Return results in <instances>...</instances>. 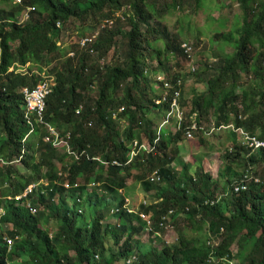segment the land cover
Segmentation results:
<instances>
[{
  "label": "trees",
  "instance_id": "1",
  "mask_svg": "<svg viewBox=\"0 0 264 264\" xmlns=\"http://www.w3.org/2000/svg\"><path fill=\"white\" fill-rule=\"evenodd\" d=\"M21 1V4H14L13 0H0L1 4L9 8V11H0V160L18 158L22 140L26 137V152L22 160L35 170V174L15 175L16 170L11 165L0 166V207L5 210L1 221L14 224L20 235L11 251H8L0 236V264H6V260L17 264H116L127 258L133 249V235L145 229L137 213L123 211L125 200L119 199V191L126 189L125 177L120 176V172L126 170V176H130V170L133 169L140 172L137 177L143 185L142 190L155 192L151 203L141 208V212L152 213L155 232L164 229L160 221L173 210L168 216V226L173 219L183 216L192 225L193 232L200 233L207 228L209 237L221 238L215 246H210L205 238L189 237L182 233L178 236L177 244L164 246L161 250L147 249V254L139 258L138 262L142 261L140 264H228L237 255H233L230 250L233 243L237 244V253L244 254L243 258L248 264H264V251L260 247L264 246V182L261 180L259 185L251 184L249 190L241 191L239 195L222 199L217 196L221 185L224 189L232 188L244 180L248 172L257 176L254 167L264 164V148L250 154L249 149L238 142L236 131L244 129L251 136L259 133V138L264 140V0H218L220 3L216 8H222L221 1H229L241 12V27L236 31V38L231 34L215 36L218 44L222 41V51L228 46L234 52L224 59H217L205 88L201 91L193 89L187 106L183 105L184 96L181 94L182 99L178 100L177 105L183 117L176 123L178 129L173 134L168 130L163 131L164 127L159 126L167 121L172 89L168 90L164 100L160 93L147 98V90L151 87L148 86L145 69L150 70V64L145 63L143 51L146 46L143 33L138 29L139 23H147L152 15L151 6L146 8L147 0ZM182 2L194 3L199 9L207 1L170 0V8H180L184 4ZM127 5L131 9V14L126 15L131 26L127 39V60L120 65H89L92 55L98 54V58H104L110 52L116 43L113 36L120 33V29L116 30L117 26L113 34L103 30L101 38L92 47L82 48L81 54L76 52L74 57L66 60H70V64L65 63L60 69L49 73L52 69L51 65L50 70H47L51 64L49 57L54 54L66 55L59 41L61 31L66 29L69 21L73 18L86 21L90 14H103L107 8L109 11L104 17L112 20L115 10ZM28 8H34L29 11L30 20L19 23L17 17ZM144 39L147 43V38ZM180 45L170 40L166 48L182 56ZM161 56L162 53L156 51L158 60ZM28 64L30 67L24 71L22 66ZM12 65L18 66L11 69ZM33 65H37L41 72L49 73L48 77L53 75L54 84L47 96L43 122L34 121L35 127L27 136L31 125L24 115L26 103L20 90L23 86L32 88L42 79L31 73ZM196 71L193 74L197 81L203 82V72L196 74ZM243 75L252 78V85L242 82ZM166 79L169 81L167 83L174 85L180 78L171 76ZM96 82H99L97 96L85 100L84 105V91ZM143 82L146 83L145 88L141 86ZM123 84L125 90L120 96L117 92L121 91ZM155 84L161 88L162 94V83L155 81ZM155 100H159V103H155ZM80 104L84 105V113H81L82 110L79 112L81 115L77 113ZM147 104L160 112V122L156 128L151 119H147ZM92 114L93 118L90 116ZM211 115L215 118L216 129L233 126V129L227 130L233 147L225 152L226 174L220 173L215 185L212 182L216 180L201 166L194 173L188 168L182 170L177 169V166H164L168 154L166 151L172 147L174 156L169 160L185 167L181 158H178V145L183 137L186 139L187 131H193L195 136L206 133L205 118ZM88 116L90 120L86 121ZM125 119L128 124L121 132L120 124ZM92 120L95 125H91ZM193 123H196L197 128L190 129ZM50 127L59 130L68 139L71 152L59 155L52 146L54 139L49 144L43 142L44 136L54 138ZM67 131H70L68 137ZM142 132L150 142L149 150L140 148L144 145ZM202 143L203 139L200 140ZM38 150L41 151V160L33 161ZM67 157L73 161L62 167L65 170L69 166V185L65 187L62 180H57L63 173L59 176L60 171L53 161L59 159L64 162ZM156 161L161 162V165H157ZM43 164L48 167L45 173L42 172ZM238 168H243L242 173L238 172ZM156 169L160 177L151 180L148 176ZM79 174L84 177L82 184L77 183ZM12 175L17 178L14 180L16 184L2 190L5 182H11ZM44 176L49 177L48 185L40 183L39 191L35 190L36 196H33L34 203L38 202L33 208L44 206V209L31 213L13 198ZM94 183H100L97 190L102 195L97 191L87 194L84 205L90 212V220L86 215L83 218L86 224H77L73 214L75 211L69 208L64 197L77 199L88 184ZM68 188L69 192L65 195L64 191ZM43 189L47 190L46 193ZM58 192L64 197L53 201ZM112 203L121 210L120 218L125 224L132 228L134 221L140 222L130 231L123 245L125 251L118 249L124 237L122 231L110 226L104 230L97 227L104 217V211ZM51 218L58 225V232L52 240L42 229L47 227ZM16 232L9 231V234L15 237ZM105 233L114 240L116 247L105 244ZM71 250L75 251L76 258L70 257ZM96 256L100 259H96Z\"/></svg>",
  "mask_w": 264,
  "mask_h": 264
},
{
  "label": "rangeland",
  "instance_id": "2",
  "mask_svg": "<svg viewBox=\"0 0 264 264\" xmlns=\"http://www.w3.org/2000/svg\"><path fill=\"white\" fill-rule=\"evenodd\" d=\"M207 2L204 3V5L200 6L199 9H197L194 6V3H184L180 8H176L175 10L170 8V0H147V7L151 6L153 9L152 15L150 16V20L147 23H139L138 29L141 33H143V40L144 45L146 46V49L143 51V54L146 58L145 63L150 64V70L145 69V74L148 77V86L151 87V89L147 90V98L150 99L152 94H158L163 96V92L161 94V88H158V85L155 84V81L158 83H162V86L165 82H169L166 77L176 76L181 79V83L178 86V93L179 95L176 96L177 100H181V94L184 96V103L185 106L189 104V100L192 94V90L195 89L196 91H201L205 88L206 80L210 78L212 66L213 64H216L220 59H224L225 56H229L233 54V50L231 47H225L223 51L221 50V43L218 44V42L215 40L216 35H227L231 34L234 35V38H236V31L241 27V21H240V9L234 5L230 4L229 1H221L222 8H216L220 2L218 0H206ZM14 3V2H13ZM16 4V3H14ZM19 4V3H18ZM3 9H6L9 11V8L6 7L4 4H1L0 2V11ZM109 11V8H107L103 14L97 13V14H90L88 19L86 21H81L77 18H73L71 21H69L67 24L68 26L65 27L66 29H63L61 31V38L59 41V46H61V50H65L66 55L62 54H54L49 57V60L51 59V64L47 66V70H50V67L52 65V69L49 73H53L55 69H60L65 63L70 64V60L66 62L68 58H72L75 56L76 52L83 51L82 48L88 49V47H92L95 42L101 38V33L103 30L110 31V34L115 33L117 29H120V33L115 34L113 37L116 40V43L110 50V52L105 56L104 58H98V54L92 55L91 59L92 61L89 62V65L95 64L96 67L105 65H120L125 60H127V54L129 51V47L127 45V39L129 35V31L131 30V26L128 23V19L126 15L131 14V9L129 5L124 6L122 8H117L114 14V19L112 20H106L104 17ZM30 14H29V8L24 10L18 17L17 20L19 23L23 24L30 20ZM60 24L58 23L57 26ZM118 26V28H116ZM120 26V28H119ZM116 28L115 31H113ZM148 29V31H147ZM150 29V30H149ZM153 30V31H151ZM84 31V32H83ZM108 33V32H107ZM144 38H147V43ZM84 39H89V43L85 46H82L81 43ZM170 40L176 42V44H181L180 47L182 48L183 45H186L187 47L191 48V57L190 59H186L185 56L182 54V56L178 54L171 53L170 50H167L166 45H170ZM82 49V51H81ZM160 51L162 53V56L160 57V60L156 57V51ZM65 64V65H66ZM73 65V63H72ZM13 66L18 65H12L11 69H13ZM45 66V65H43ZM30 65H24L22 66L23 70L26 71ZM192 68L196 71V74H200L203 72L204 81L198 82L194 71H192ZM41 69L37 65H33L31 67V73L35 76H39L42 79L44 77H48V74H45V72H41ZM85 75V74H84ZM88 78L90 76V73L87 74ZM52 80L54 83V76L51 75L48 77ZM250 81V82H249ZM242 82H246L247 84L252 85L253 80L248 75H243ZM98 84L99 82H96L91 85L90 89H86L84 91V100L82 103L85 105V100L88 98H95L98 93ZM245 84V83H244ZM146 83L143 82L141 84L142 87L145 88ZM182 86V87H181ZM158 88V90H157ZM125 90L124 84L121 87V91L117 92L120 96L123 95ZM175 90V88H173ZM168 95V92H167ZM166 95V96H167ZM182 101V102H183ZM157 100H155V103ZM187 104V105H186ZM84 105L80 104L77 113L81 115L83 112L82 109H84ZM147 119H151L152 125L154 128L159 124L160 122V112L156 109L150 108L147 104ZM189 107V106H188ZM122 109V108H121ZM82 110V111H81ZM189 110V108H187ZM81 111V113H79ZM84 113V112H83ZM91 118L94 117V115H90ZM81 117V116H80ZM167 121L164 122L161 126H163V131L168 130L171 131V134L176 132V123L182 119L183 113H180L179 111H169L167 113ZM194 119V116L192 117V120ZM90 117L88 116L86 121H89ZM205 125H206V133L192 136L191 138H188V141L184 140V137L182 138V141L179 143L178 148L179 150V157L185 164V167L182 165H175L176 162H171L169 158L171 156H174V153L172 152V147H169L167 149V157L164 166L165 167H173L177 166L176 168H180L182 170H185L188 168L191 173H194L198 165H202L205 172L210 173L213 178L216 180V182H212L213 185H215L218 179V176L220 173L224 172L226 174L225 168H226V162H225V156L228 151V149L233 147V144L229 140V135L227 130H221L218 131L215 127V118L213 115L205 118ZM128 121L122 120L121 122V132L123 130L124 126H127ZM91 125H95L94 120L91 121ZM160 126V127H161ZM232 125H229V127ZM233 127V126H232ZM51 133H53L54 137L57 135L60 138H62L59 142H53L52 146L57 149V152L59 155H64V153L71 152V144L69 143L68 139L66 140V137L61 135V132L57 129L50 128ZM217 131V132H214ZM69 132L67 131V137L69 136ZM103 133V130L101 131ZM208 132V133H207ZM214 132V133H213ZM238 142L246 147V144L248 143L247 136L248 135L244 129L239 130L237 133ZM34 136V135H33ZM32 136V137H33ZM121 136L123 138V134L121 133ZM254 136L259 137L260 134L256 133ZM38 137V135H37ZM141 137L143 140V144L145 145V148L147 150L150 149L149 145L150 142L147 139V136L145 133H141ZM251 137V136H250ZM36 138L34 137L33 140ZM54 139L50 136V139H47V136L43 137V142L46 144H49L50 140ZM66 141H65V140ZM203 139L204 143L202 145L200 144V140ZM98 144V143H97ZM42 151H45V148H42ZM35 152V151H34ZM251 152V151H250ZM257 152V151H256ZM41 151L38 150V152L35 153V157L33 161H40L41 160ZM132 155L134 156L133 152ZM157 158L159 156L157 155ZM23 157H18L14 160L7 161V160H0V166H8L11 165L15 170V175H33L35 174V170H33L30 165H27L25 162H23ZM31 161V160H30ZM73 159L71 157H67L64 159V162L61 160H55L53 161L54 166L60 171L59 176L61 173H63L60 178H57L58 181H63L62 185L67 186L69 182V178L67 177V174L69 173V166H66V169L64 170L62 167L64 165H67L69 162H72ZM77 161V160H76ZM157 165H161V162L156 161ZM105 170L108 169V165H105ZM48 167L46 164L42 165V172L45 173L47 171ZM155 169V168H154ZM157 170V169H156ZM238 172L242 173L243 168L237 169ZM254 171L257 172V176L255 173H250V176L252 178H258L261 182V180L264 182V164H258V166L254 167ZM124 173L120 172V176L125 177V185L126 189L123 190L122 193H127L128 201L131 202L132 206H134L136 209L142 205L147 204L151 201V198L155 196V192H145L142 190L143 185L139 178L138 171L135 169L130 170V176H126L127 171H123ZM228 175V174H227ZM83 174H79L77 177V183H84V177H82ZM261 177V178H260ZM56 178V177H55ZM17 178H13V175L11 177V182H5V184L1 187V189H5L6 187H9L10 185H15V181ZM49 177L44 176L43 178L39 179L35 184H32L29 186V189L32 186H36L39 183H44V185H48L49 183ZM20 183V182H19ZM100 183H94V184H88L86 189L83 190L80 194V197L86 198L88 193H91L93 191H97L99 195H102V192L100 190H97L99 188ZM223 185H221V188L217 192V196L220 197L223 195V193L228 196L230 195V188H226ZM224 189V190H223ZM46 192V191H45ZM69 192V188L64 191V194L66 195ZM118 198V197H117ZM122 198V194H119V199ZM115 203H112L109 205V209L104 211V219L103 223L110 224L114 227L115 230L122 231L124 233V237L122 239V244L125 243L128 240L129 233L135 226H139L140 222L138 220L134 221L131 226L125 224L122 220L118 218V216L111 212L112 208H114ZM43 207V206H42ZM41 207V208H42ZM142 210V209H141ZM85 213V212H84ZM148 217L145 215L143 217V220L147 221ZM105 226V227H106ZM126 226V228H122ZM58 229V225L56 222H52L51 225L48 228V231L50 233L56 232ZM105 228H103L104 230ZM152 227L150 225V229L147 226V229L142 230L139 234H134L133 239L131 242V245L133 246L132 253L129 254V257L125 258L124 260L116 263V264H140L141 262H129V258L132 256H138L142 258L147 254V249L152 248L155 250H161L164 246H172L174 244L178 243V236L180 234H185L187 236H197L201 239L205 238V242L209 239H211L214 243V246L220 241V236L215 237H209L207 233V228L203 229V232L196 233L193 232L192 225H189L186 220H184V217L181 216L177 219H173L169 223L168 229H163L161 232H159L158 236L156 234H153L151 231ZM102 231V230H101ZM105 237V244H108L109 247H116L114 244V240L110 239L109 235L107 233L104 234ZM250 247V245H249ZM248 247V249H249ZM262 251H264V246H260ZM119 250L125 251L122 246L118 247ZM247 249V250H248ZM231 252L234 256L231 260H229L228 264H248L246 259L243 258L244 254H238V246L236 243H233L230 247ZM246 250V251H247ZM264 253V252H263ZM70 257L76 258V253L74 250H71L69 252ZM256 257V256H255ZM257 257L261 258V255L257 254ZM256 257V258H257ZM18 262H14V264H17Z\"/></svg>",
  "mask_w": 264,
  "mask_h": 264
},
{
  "label": "clouds",
  "instance_id": "3",
  "mask_svg": "<svg viewBox=\"0 0 264 264\" xmlns=\"http://www.w3.org/2000/svg\"><path fill=\"white\" fill-rule=\"evenodd\" d=\"M165 122V121H164ZM164 122H162L159 126H161ZM195 129V128H197V125H196V123H193V126L190 128V129ZM178 128H176L175 130H177ZM220 129H223V130H231V129H233V127L232 126H227V127H222V128H220ZM220 129H217V130H220ZM239 130H242V129H238V130H236L237 131V133H238V131ZM31 132L32 131H29V133L27 134V136L28 135H30L31 134ZM214 132H217V131H214ZM213 132V133H214ZM191 134V137L192 136H194V133H193V131H187L186 132V141H188V138H191V137H189L188 136V134ZM208 133V132H207ZM259 138V137H258ZM26 137L22 140V150H21V154L19 155V157H23L24 156V154H25V152H26V147H25V143H26ZM149 147L151 148V146L149 145ZM246 148H248L249 149V151H251L250 152V154H253V153H255L256 151H252L247 145H246ZM115 164V163H114ZM118 164V163H117ZM198 166H201V167H203L202 165H198ZM197 166V167H198ZM158 171L159 170H154L149 176H148V178H151V180H153V179H156V180H158L159 179V175H158ZM207 174H210V173H208V172H206ZM251 173V172H250ZM250 173L248 172V175H247V177L244 179V180H241L240 182H238V183H236V184H234V186L232 187V188H230V195H228V196H226L224 193H223V195L222 196H220L219 198L220 199H222V198H228L229 196H231V195H239V194H241V191L242 192H245V191H247V190H249L250 189V185L251 184H256V185H259L260 184V180L258 179V178H252V176H250ZM256 177H258V176H256ZM32 184H35V183H32ZM32 184H29L21 193H19V194H17V195H15V197L13 198L14 200H15V202L19 205V206H23L24 208H26V209H29V211L31 212V213H36L37 211H42L43 209H44V206L41 208V207H38V208H33V206L34 205H36L37 203H34V201H33V199H34V197L33 196H36L34 193L35 192H38L39 190H37L38 188H39V185H40V183L39 184H37L36 186H32L30 189H29V186L30 185H32ZM68 185H69V182H68ZM68 185L67 186H65V187H68ZM236 188H239V190L238 191H236ZM36 190V191H35ZM35 191V192H34ZM45 191H47L46 189H43V192H45ZM123 192V190H120L119 191V194H122V198L121 199H124L125 200V205H124V208H123V211H124V209L127 211V212H129L130 214H133V213H137L139 216H140V218L142 219V221H143V223L145 224V229H147V226L149 227V229H150V225H151V227H152V232H153V234H156L157 236H158V234H159V232H161V231H159V232H155L154 231V222H153V217H152V213L151 212H149V213H145V212H141L142 210H141V208H142V205H147V204H150L151 202H148L147 204H142V205H140L137 209L134 207V206H132V204H131V202H129L128 201V196H127V193H122ZM46 193V192H45ZM61 197H64V195L61 193V192H58V194L55 196V198L53 199V201H56V200H60V198ZM64 198H66L67 199V203H68V206H69V208L71 209V210H73V211H75L73 214H74V216L76 217V220H77V224H79L80 222H82V223H85L84 222V217L87 215V219H88V221L90 220V218L88 217V214L90 213L88 210H87V208H86V206L84 205V203H85V199L86 198H84V200H83V198H81V197H77V199L76 198H67V197H64ZM85 212V213H84ZM111 212L114 214H116L117 216H118V218L121 220V218H120V212H121V210L119 209V208H116V206L114 205V208H112V210H111ZM173 213V210H170L169 211V214L167 215V216H164L162 219H161V221H160V226L162 227V228H164V229H168V216L169 215H171ZM5 215V210H4V208L1 206L0 207V236H1V239L3 240V243L7 246V249H8V251H11L12 250V248L14 247V245H15V243H16V240L20 237V235H19V233L18 232H16V228H15V226H14V224H6L5 222L3 223L2 221H1V219L3 218V216ZM145 215H147V217H148V219H147V221H145V220H143V217L145 216ZM104 216V215H103ZM103 219H104V217H103ZM103 219L99 222V226H97V227H101L102 228V230H103V228H106V227H108V226H110V227H112V228H114L112 225H110V224H107V226H106V224H104L103 223ZM56 220L55 219H52L51 218V221H50V223L48 224L47 223V227L45 228V227H43L42 229H44V231H46L47 233H48V235H49V238L52 240L54 237H55V235L57 234V232H58V229H57V231L56 232H54L53 234L52 233H50L49 231H48V228H49V226L51 225V223L52 222H55ZM86 224V223H85ZM40 226V225H39ZM106 226V227H105ZM41 227V226H40ZM144 229V230H145ZM15 230V232H16V235H15V237L14 236H11L10 234H9V231H14ZM91 229H89L88 231H90ZM207 242V244L208 245H210V246H214V242L211 240V239H209V240H207L206 241ZM122 245H124V243L122 244V241L120 242V244H119V246H122ZM58 250H59V248H58ZM60 251V250H59ZM132 253V251L129 253V254H131ZM129 254H128V257H129ZM135 257H137L138 259H136V260H133ZM139 258L140 257H138V256H132V257H130L129 258V262H134V263H136V262H138L139 261ZM96 259H100V257L99 256H96ZM131 260H133V261H131ZM14 262L15 261H13V262H10V261H7L6 260V264H14Z\"/></svg>",
  "mask_w": 264,
  "mask_h": 264
},
{
  "label": "built area",
  "instance_id": "4",
  "mask_svg": "<svg viewBox=\"0 0 264 264\" xmlns=\"http://www.w3.org/2000/svg\"><path fill=\"white\" fill-rule=\"evenodd\" d=\"M13 2L16 4L22 3L21 0H13ZM32 10H34V8H29V11H32ZM88 43H89V39H84L82 41L81 45L85 46ZM181 49L183 51V55L185 56V58L189 60L191 57V55H190V53L192 51L191 48L187 47L186 45H183V47ZM192 71H194V68H192ZM180 83H181V80L178 79L174 85L169 84L167 82H165L163 85L164 91H163V96L161 98L162 100H164L167 97L166 95H167V92L169 89H172V91H173V96H172V100H171V104H170V107H171L170 111H172V112L177 110L180 113H182L178 108V105H177L178 100L176 98V96L179 95L178 89H176V88H178ZM52 84H54V83L52 82L51 79H49L48 77H44V79H41L40 81H38L34 87L31 88L29 86H23L20 90L21 93H23L25 103H26L24 115H25L28 123L31 125L30 131H32L35 127L34 121L43 122V116H44L45 111L47 109V96L51 91V85ZM173 88H175V90H173ZM156 103H159V100H157ZM188 136L191 137V134L189 133ZM250 136H247L248 143L246 145L253 152L257 151L261 148H264V140L263 139H260L256 136H251V137ZM47 139H50V136H47ZM61 139L62 138H60L57 135L54 137L55 142H59ZM66 140H67V138H66ZM134 146H136V143ZM142 147L145 148V145L141 146L140 148H142ZM114 163L117 164V162H114ZM238 190H239V188H236V191H238ZM136 259H138V258L135 257L133 260H136ZM133 260H131V261H133Z\"/></svg>",
  "mask_w": 264,
  "mask_h": 264
}]
</instances>
